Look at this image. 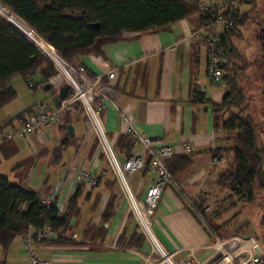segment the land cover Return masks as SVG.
<instances>
[{
    "label": "crops",
    "instance_id": "obj_1",
    "mask_svg": "<svg viewBox=\"0 0 264 264\" xmlns=\"http://www.w3.org/2000/svg\"><path fill=\"white\" fill-rule=\"evenodd\" d=\"M258 2L264 3V0L247 3ZM200 20L199 11L192 18L163 28L125 32L122 40L106 46L104 56L85 55L77 62L85 65L90 76H103V82L113 87L115 103L107 102L101 116L115 146L120 136L125 134L124 113L135 116L136 126L142 133L163 140L175 149L173 168L180 188L174 184L167 185L153 216V228L165 247L174 252L176 259L193 251L199 261L208 262L217 255L213 247L214 238L190 207L187 198L204 196L207 198L206 207L211 210L214 204L211 205L210 198L222 190L215 183L221 175L217 173L218 165L212 163L213 150L224 146L222 134L215 131L213 103L223 101L227 83L225 79L213 81L208 74L206 51L202 41L193 35L200 27ZM239 31L240 35L232 36L235 45V39L243 37V31ZM110 71L115 72L112 78L108 76ZM38 73L43 76L40 86L33 77L27 80L20 76L25 83L18 81L17 77L12 80L18 96L0 108L5 116L4 123L28 109L33 111L55 105L53 96L59 86L51 90V77L47 83L44 82L48 79L44 69H39L35 76ZM30 81L33 87H30ZM195 90L204 94L202 99L194 95ZM69 118L75 135L62 147L61 155L58 156L55 150L67 132L63 128L65 118L62 116L58 122L36 133L43 150L33 154V165L27 176L18 181L47 194L58 184L57 200L63 208L77 189L73 178L80 168L94 174H101L109 168L97 136L87 131L82 108L78 106L71 111ZM12 129L9 126L6 131ZM27 136L15 135L4 142L0 156L9 158L21 154L22 143L26 145ZM49 143L52 146L43 148ZM116 149L124 159L123 152L117 146ZM181 155L189 156L187 165H182L177 158ZM21 164L19 162L17 166ZM100 176L98 185L83 188L78 200L80 212L73 216L72 228L66 235L79 242L63 244L52 241L58 235L53 232L50 241L33 242L40 257L50 259L53 264H149L145 260L152 250L148 240L139 248L117 244L121 234L130 240L140 232L126 199L119 192L116 179L110 174ZM152 179L153 176L142 173L133 177L132 183L140 198L146 195ZM111 199L114 209L109 220L104 222L103 214ZM216 215L212 218L217 222L220 216ZM93 225L106 228L103 239L86 236L85 230ZM217 228L214 229L223 236L220 227ZM0 260H5L6 264H33L25 249L23 235L17 236L7 251L0 246Z\"/></svg>",
    "mask_w": 264,
    "mask_h": 264
},
{
    "label": "trees",
    "instance_id": "obj_2",
    "mask_svg": "<svg viewBox=\"0 0 264 264\" xmlns=\"http://www.w3.org/2000/svg\"><path fill=\"white\" fill-rule=\"evenodd\" d=\"M202 1L0 0V108L18 96L12 85L14 78L22 76L28 80L43 68L48 78L44 82L49 83V78L55 74L51 62L30 38L41 47L43 45L39 38L41 36L69 63L78 64L81 56L90 54L104 56L106 46L122 40L125 32H146L192 18L200 11ZM247 2L250 0H239L235 26L223 34V38L232 48L229 61L224 65L227 90L221 103H213V109L215 131L220 132L230 143L227 147L223 146L214 151L216 154L223 151L231 153L225 163L228 166L227 170L221 173L215 183L236 194L247 195L251 200L256 184L264 186V143L259 138V130L253 116L242 114V103L246 94L239 77L245 66L239 64L243 57L232 40L233 35L241 34L240 26L249 21L250 13L242 10L240 6ZM256 38L261 48L260 67L264 71V25L257 32ZM50 89H55L51 83ZM194 95L198 99L204 96L200 90H195ZM237 107L241 109L236 111ZM30 111L32 108L26 112ZM70 112L61 115L65 118L64 129H67L71 122ZM25 113L22 112L6 121L0 126V131L9 126L14 129V121L22 119ZM223 113L229 115L221 120ZM6 133L0 144L1 150L4 142L9 140ZM68 142H62L56 148L55 153L58 156ZM116 146L123 152L125 158L132 153V140L125 134L120 136ZM173 158L174 156L167 159L166 163L174 173ZM177 158L182 165L190 162L188 155ZM85 186L84 182L77 184L75 193L61 211L57 202L47 205L43 201L47 192L28 188L22 182H13L7 175L0 173L1 248L7 251L17 236L25 235L32 227L39 229L47 224H50L53 232L58 234L52 241L63 244L78 243L79 241L66 235H69L72 228L73 216L80 212L78 200ZM113 209L114 203L111 199L103 214L104 222L109 220ZM106 232L104 226L96 225L85 230L86 236L95 240L103 239ZM50 240L51 237L42 242ZM146 240L142 233L137 235L135 233L130 240L121 234L117 244L121 247L133 245L139 248ZM0 264H6V261L0 260Z\"/></svg>",
    "mask_w": 264,
    "mask_h": 264
},
{
    "label": "built area",
    "instance_id": "obj_3",
    "mask_svg": "<svg viewBox=\"0 0 264 264\" xmlns=\"http://www.w3.org/2000/svg\"><path fill=\"white\" fill-rule=\"evenodd\" d=\"M238 5L239 0H203L201 3L200 27L193 32V35L202 41V47L207 54L208 74L216 82H221L224 79V65L229 61L232 48L229 42L223 38V34L234 28ZM39 38L43 42L41 47L32 38L30 39L48 57L55 69V74L51 77L52 85L60 87L63 84H68L70 89L60 104L42 106L25 113L23 118L17 121L14 129L6 133V136L10 139L15 135L26 136L31 133H40L48 126L58 122L64 112L72 111L80 106L85 115L87 131L97 136L101 152L105 156L109 168L103 170L101 174H94L88 169L80 168L74 174L73 179L77 184L84 182L89 187L98 185L100 175L110 174L116 179L119 192L126 199L139 232L151 244L152 250L145 256L147 263L264 264L263 249L253 234L232 233L221 236L189 198L187 199L190 207L211 231L214 238L213 247L217 255L208 262L199 261L193 251L181 259L174 257V252L165 247L154 231L153 216L167 185L174 184L180 188L175 174L166 163L167 159L175 155V149L163 140L153 139L142 133L136 126L135 116L123 113L124 133L132 140L133 150L129 157L121 158L101 116V110L107 102L115 103L113 87L103 82V76L91 77L84 64L69 63L54 46L41 36ZM114 75V71L108 72L110 78ZM29 85L33 87L34 84L30 81ZM222 138L224 146L227 147L228 140L223 136ZM230 154L229 151L216 154L213 150L212 163L214 165L225 164ZM137 173L153 176L143 198L137 195L136 188L132 183V179ZM57 190L58 184L44 196L43 201L47 205L57 202L59 209L63 211L64 208L57 200ZM206 210H209V207H206ZM52 234L51 225L47 224L39 229L32 227L23 235L25 249L33 264H53L50 259L40 257L33 246L34 241L42 242L50 238Z\"/></svg>",
    "mask_w": 264,
    "mask_h": 264
},
{
    "label": "rangeland",
    "instance_id": "obj_4",
    "mask_svg": "<svg viewBox=\"0 0 264 264\" xmlns=\"http://www.w3.org/2000/svg\"><path fill=\"white\" fill-rule=\"evenodd\" d=\"M241 9L248 10L250 18L246 25L240 26L243 31V37L235 39L236 46L243 57V59L239 60V64L245 66L241 71L239 81L245 90L246 98L242 103L243 109H240L242 114L253 116L259 130V138L264 143V71L260 67L262 62L261 48L256 38L257 32L264 25V3H243ZM45 57L48 59L46 55ZM17 79L25 83L20 76ZM42 79L43 76L40 73L33 76V80L37 81L38 84ZM240 109L238 107L235 108L236 111ZM228 115V113H223L221 120L227 118ZM4 119V113L1 111L0 126L4 124ZM6 129L7 127H4L0 131V140L7 132ZM26 139V145L22 143L24 147L21 148V154L13 155L9 158L0 156V172L7 175L13 182L23 180L27 176L29 169L33 165V154L37 150H43L41 149L42 141L36 133L29 134ZM227 143L230 144L229 140ZM47 146L52 145L49 143L44 145L43 148ZM72 148L73 146L71 145ZM19 162L22 164L17 166ZM217 167V173L221 174L227 170L228 166L227 164H220ZM221 189L220 192L210 198L212 201L211 205L214 204L211 210H206L207 198L204 196L196 198L191 197V195L188 197L203 212L204 217L213 228L218 229L217 226H219L224 235L232 233L253 234L264 252V186L259 183L256 184L251 200L247 195L236 194L226 187ZM216 214L220 216L219 220H217L218 223L212 218Z\"/></svg>",
    "mask_w": 264,
    "mask_h": 264
},
{
    "label": "water",
    "instance_id": "obj_5",
    "mask_svg": "<svg viewBox=\"0 0 264 264\" xmlns=\"http://www.w3.org/2000/svg\"><path fill=\"white\" fill-rule=\"evenodd\" d=\"M69 89L70 86L68 84H63L59 87L58 92L53 96V102L55 105L60 104L61 100L67 96ZM74 135H75V130L73 128V125L68 124L67 133L63 137L62 142H68L71 139V137H73Z\"/></svg>",
    "mask_w": 264,
    "mask_h": 264
}]
</instances>
